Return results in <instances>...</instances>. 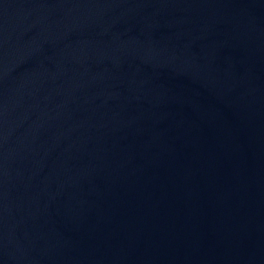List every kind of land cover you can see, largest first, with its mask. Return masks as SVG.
<instances>
[{
  "label": "water",
  "instance_id": "95a60500",
  "mask_svg": "<svg viewBox=\"0 0 264 264\" xmlns=\"http://www.w3.org/2000/svg\"><path fill=\"white\" fill-rule=\"evenodd\" d=\"M0 264H264V0H0Z\"/></svg>",
  "mask_w": 264,
  "mask_h": 264
}]
</instances>
